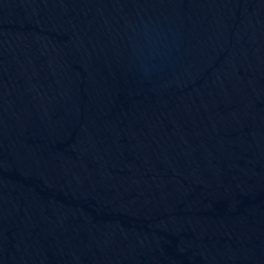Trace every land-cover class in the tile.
Here are the masks:
<instances>
[{
	"label": "water",
	"instance_id": "1",
	"mask_svg": "<svg viewBox=\"0 0 264 264\" xmlns=\"http://www.w3.org/2000/svg\"><path fill=\"white\" fill-rule=\"evenodd\" d=\"M0 264H264V0H0Z\"/></svg>",
	"mask_w": 264,
	"mask_h": 264
}]
</instances>
